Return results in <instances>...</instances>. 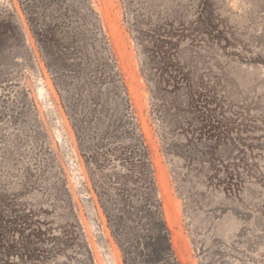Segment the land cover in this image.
<instances>
[{
	"label": "rangeland",
	"instance_id": "374dc122",
	"mask_svg": "<svg viewBox=\"0 0 264 264\" xmlns=\"http://www.w3.org/2000/svg\"><path fill=\"white\" fill-rule=\"evenodd\" d=\"M159 218L264 264V0H0V264H170Z\"/></svg>",
	"mask_w": 264,
	"mask_h": 264
},
{
	"label": "trees",
	"instance_id": "16d2710c",
	"mask_svg": "<svg viewBox=\"0 0 264 264\" xmlns=\"http://www.w3.org/2000/svg\"><path fill=\"white\" fill-rule=\"evenodd\" d=\"M160 222L163 223V228H157L155 231V234L160 237L162 240L168 242V230L166 228L164 219L159 218ZM163 256H165L166 260L170 262V264H179L178 261L176 260V257L174 256V253L171 249L170 243H169V248L167 249V252L162 251Z\"/></svg>",
	"mask_w": 264,
	"mask_h": 264
}]
</instances>
